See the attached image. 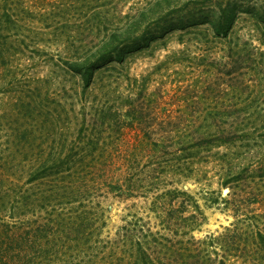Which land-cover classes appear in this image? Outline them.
I'll return each instance as SVG.
<instances>
[{"label": "rangeland", "instance_id": "1", "mask_svg": "<svg viewBox=\"0 0 264 264\" xmlns=\"http://www.w3.org/2000/svg\"><path fill=\"white\" fill-rule=\"evenodd\" d=\"M204 3L235 4L237 24L214 45L180 44L178 25L198 19ZM263 4L0 0V21L17 22L0 35V154H12L0 174V264H128L155 240L167 242L169 264H264L255 243L210 240L234 218L209 154L176 160L150 150L159 132L196 130L198 116L264 115V24L252 25ZM135 35L157 39L125 51L123 62L104 46L108 37ZM86 58L95 64L88 86L65 65ZM130 109L142 123L125 115ZM250 141L263 148L258 136ZM39 162L58 164L59 174ZM179 168L191 177L171 173ZM245 193L258 199L243 209L264 210V183ZM193 204L202 223L184 235L186 224L168 213L189 216Z\"/></svg>", "mask_w": 264, "mask_h": 264}, {"label": "trees", "instance_id": "2", "mask_svg": "<svg viewBox=\"0 0 264 264\" xmlns=\"http://www.w3.org/2000/svg\"><path fill=\"white\" fill-rule=\"evenodd\" d=\"M205 6L208 10L202 12L198 19L191 18L185 20V22L181 21L178 25L182 31L177 37L180 44L187 45L188 42H193L197 46L214 45L216 44V40L227 38L234 29L238 21L236 14L239 9L238 6L227 4L225 7H222L221 4L211 5L208 3ZM213 6L218 9V14L214 12ZM197 7L201 8L202 4ZM3 8L6 10L5 6ZM258 10L252 18L254 29H259L264 24V4ZM10 18L8 16L4 20L6 23L0 21V35L10 33L17 26V22ZM11 25H13L12 28ZM210 35L212 36V40H208ZM187 36L188 39L185 40ZM163 37L160 36L158 38L161 39ZM108 38L104 46L111 47L109 50L110 54L116 53L114 60L117 62L124 61L125 51L142 50L157 39L156 37L145 35L113 36ZM5 45V42H0V46ZM3 56L4 54L0 52V61L5 59ZM101 57L97 58V60H101ZM65 65L71 72L82 75L84 86L89 85L91 69L95 65L94 62H90L86 58L80 61H67ZM125 115L139 123H142L144 120L142 114L137 113L134 109L126 110ZM197 119L202 124H199L196 130L190 132L172 130L157 133V138L151 144L150 150L152 153L156 152V155L161 154L160 157L171 154V157L176 160H180L185 156L195 161L202 153L209 154V161L213 162L217 168L216 175L219 192L223 189L229 190L228 198L223 199V202L226 208H231L234 218L230 227L225 228L218 236L211 235L210 240L212 242L217 241L218 244L227 247L239 243H255L259 246L257 250L263 252L264 225L260 226V224H264V210L260 212L248 211L242 208V204L250 201L254 202L258 199L256 195L252 196L245 193V188L248 185L264 183V115L238 114L234 116H218L209 114L204 117L198 116ZM208 119L209 122L207 123ZM143 135L144 139L148 141L151 139V133L145 131ZM255 136L259 137L263 143V148L250 144V140ZM221 148L224 150L221 151ZM7 151L4 150V154H0V174L3 173L9 162L8 159L12 155L9 149ZM37 165L39 168L46 167L48 169L47 173L56 171L54 175H58V171L61 168L56 163L39 162ZM171 173L173 175H181L184 178L191 177L189 174H186L188 173L186 172V168H179V170L171 171ZM172 193L188 196V193L185 191L172 190ZM192 207L193 212L186 217H182L183 212L177 209L171 210L168 213L169 219L179 215L174 219H179L186 224L182 226L184 235L192 233L202 223L203 216L199 207L195 204ZM154 243L153 241L146 242V246L140 244L137 250L135 249L131 252L128 264H169V257L165 256L166 251H168L167 242L155 240ZM156 249L161 250L164 260L159 259L158 261L157 256L159 252Z\"/></svg>", "mask_w": 264, "mask_h": 264}]
</instances>
